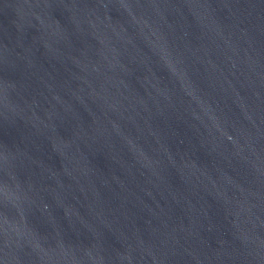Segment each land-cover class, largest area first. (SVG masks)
I'll return each instance as SVG.
<instances>
[{"label":"water","instance_id":"water-1","mask_svg":"<svg viewBox=\"0 0 264 264\" xmlns=\"http://www.w3.org/2000/svg\"><path fill=\"white\" fill-rule=\"evenodd\" d=\"M0 264H264V0H0Z\"/></svg>","mask_w":264,"mask_h":264}]
</instances>
